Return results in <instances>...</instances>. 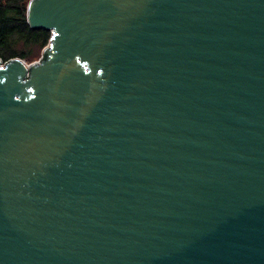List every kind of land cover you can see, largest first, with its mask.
I'll list each match as a JSON object with an SVG mask.
<instances>
[{
	"label": "water",
	"instance_id": "water-1",
	"mask_svg": "<svg viewBox=\"0 0 264 264\" xmlns=\"http://www.w3.org/2000/svg\"><path fill=\"white\" fill-rule=\"evenodd\" d=\"M27 20L56 37L0 64V264H264V0Z\"/></svg>",
	"mask_w": 264,
	"mask_h": 264
},
{
	"label": "trees",
	"instance_id": "trees-1",
	"mask_svg": "<svg viewBox=\"0 0 264 264\" xmlns=\"http://www.w3.org/2000/svg\"><path fill=\"white\" fill-rule=\"evenodd\" d=\"M30 0H0V58L7 66L20 58L26 62H35L31 68H38L50 59L54 52V29L31 26L27 20V5ZM38 58L37 60H35ZM88 64L85 65L88 68ZM30 70V71H31ZM30 76L20 77L22 91L18 95L32 96L33 88L29 84Z\"/></svg>",
	"mask_w": 264,
	"mask_h": 264
},
{
	"label": "built area",
	"instance_id": "built-area-1",
	"mask_svg": "<svg viewBox=\"0 0 264 264\" xmlns=\"http://www.w3.org/2000/svg\"><path fill=\"white\" fill-rule=\"evenodd\" d=\"M15 59H20V58H15ZM20 60H22V59H20ZM0 64L1 65H6V61H4L2 58H0Z\"/></svg>",
	"mask_w": 264,
	"mask_h": 264
},
{
	"label": "rangeland",
	"instance_id": "rangeland-1",
	"mask_svg": "<svg viewBox=\"0 0 264 264\" xmlns=\"http://www.w3.org/2000/svg\"><path fill=\"white\" fill-rule=\"evenodd\" d=\"M38 58H36L35 60H37ZM28 63V62H27ZM29 63H31V62H29Z\"/></svg>",
	"mask_w": 264,
	"mask_h": 264
}]
</instances>
